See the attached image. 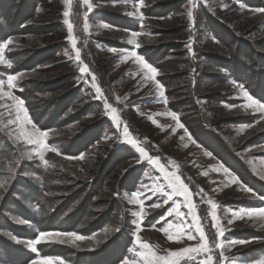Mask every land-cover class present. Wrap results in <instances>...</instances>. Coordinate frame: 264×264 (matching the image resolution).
Returning a JSON list of instances; mask_svg holds the SVG:
<instances>
[{
  "label": "rangeland",
  "instance_id": "obj_1",
  "mask_svg": "<svg viewBox=\"0 0 264 264\" xmlns=\"http://www.w3.org/2000/svg\"><path fill=\"white\" fill-rule=\"evenodd\" d=\"M0 7V46L10 62L0 63V142L7 146L0 264H109L121 235L129 247L118 264H143L144 244L166 255L203 243L193 214L210 251L181 264L209 256L212 264H264V111L244 95L264 104V88L229 78L227 68L246 67L263 84L264 0H0ZM21 21L26 27L17 33L13 25ZM140 48L161 54L160 70ZM145 65L157 70L154 77ZM9 77H16L14 87ZM8 93L27 109L31 123L24 127L48 133L43 159L36 145L16 138L20 121H12L23 113ZM148 157L180 177L187 197L173 194ZM28 183L45 189L40 203L20 195ZM25 210L61 212V219L81 223L68 232L45 223L38 230ZM40 233L83 239L59 235L33 244ZM39 248L53 254L42 256Z\"/></svg>",
  "mask_w": 264,
  "mask_h": 264
},
{
  "label": "snow or ice",
  "instance_id": "obj_2",
  "mask_svg": "<svg viewBox=\"0 0 264 264\" xmlns=\"http://www.w3.org/2000/svg\"><path fill=\"white\" fill-rule=\"evenodd\" d=\"M85 3H87V0H85ZM89 7H91V5H89ZM262 12H264V10H260ZM65 16H68L69 13L66 11L64 13ZM69 30L72 29V24L69 23L68 24ZM105 27H107L105 25ZM136 34L134 33L133 36H135ZM71 39V37H70ZM73 46L75 47V40H73ZM4 47H6V45H2L0 46V63H10L5 61L4 57H3V49ZM133 55H135V53H133ZM77 59H79V54L77 53ZM137 60L141 61L143 63V60L141 57H137ZM145 67H147L153 77L156 75V69L151 67L150 65H145ZM82 72L87 71V66L85 65L83 68H81ZM16 79V77H9L8 78V86L9 87H14L15 85L13 84V81ZM93 79H95V77H93ZM3 85L2 83H0V88H2ZM159 88H161V92L160 95L163 96V90H162V85H158ZM242 87V86H241ZM97 91H100L99 88H97ZM11 99L14 100L15 102V106L17 108L18 113H23V118H21V116L18 114L16 117L15 121H12V123H16L17 121H20L19 124V135L16 137L17 139H20L21 137L28 143V144H32V145H36V155L40 156L41 159H43V151L42 149H46L47 145L45 144V137H47L48 133L47 132H42L39 129H36L35 126L33 125L32 130L29 131L27 130L24 125L25 124H30L31 120L28 117L27 114V109H25L23 107V101L22 100H18L17 98H15L14 96L11 95V93L7 94ZM245 96L248 97V100L250 101L249 106H253L255 105L257 107V110L259 111H264V104H259L256 100H254L251 96H248L247 92L244 93ZM166 102V101H165ZM113 111H115V109H113ZM172 117L174 119H176V114L175 113H171ZM115 119V117H113ZM155 122V121H154ZM124 133L126 136H128V130L127 127H125L124 129ZM130 144L135 145L136 141L129 139L128 141ZM53 151H55V149H52ZM141 153H144L143 149H140ZM31 158V157H29ZM149 162L157 164L160 167V170L162 172H165V179L168 180L169 182V187L172 188L173 190V194L175 193H179L180 195H183L185 197H187L188 195V187L187 185L183 184V182L180 180L179 176H175V174L173 173H168L165 171L164 166L163 165H159V161L158 158L157 159H153L151 157H148ZM46 164L48 163L46 160L44 161ZM225 171H227V169H225ZM262 179H264V176L261 177ZM235 181V177L233 178ZM246 191H250L249 189H246ZM137 194H134V197ZM169 199H171V196L168 197ZM139 203L142 204V201H138ZM209 203H211L212 209H216L217 205L214 202L209 201ZM158 206V205H156ZM189 207L190 209L193 207V205L191 204V201H189ZM243 211V210H241ZM179 215H183V213H179ZM213 220L216 219V213L215 211H213L211 213ZM239 213H234V216H239ZM261 215H264V212L261 213ZM193 220L195 221V226H196V231L199 232L200 236V240L204 241L203 243H200L198 245H196L195 247H186V248H182L176 251H172V250H168L166 255H158L156 252L152 251L151 247L147 244H144L143 247L147 250L144 253H141V255L143 256V264H181V260L187 258L188 260H195L196 256L190 255L191 253H196L197 255L202 253V252H208L210 251V249L208 248V244H207V239L204 233L203 228L201 227L200 223H199V219L198 217H196L193 214ZM172 225L169 224V228H171ZM191 225H189V239H194L195 237L191 235ZM177 230L180 233H183V228L180 227L179 225H177ZM164 231H167V229H164ZM219 235L223 236V231H219L218 233ZM59 235H66V236H73L76 239H83L82 237H76L75 233H68V234H59V233H40V240H37L35 242H33V244L35 243H39L41 240H46V238L49 237H54V236H59ZM171 238V237H169ZM137 239L139 240L140 237H137ZM48 242H63V241H56V240H49ZM244 243V242H241ZM56 260H59V258H55ZM33 264H53V258H43L39 261H34ZM62 264V262H61ZM125 264H127V262H125ZM201 264H212V257L209 256L207 259L203 260L201 262Z\"/></svg>",
  "mask_w": 264,
  "mask_h": 264
},
{
  "label": "trees",
  "instance_id": "obj_3",
  "mask_svg": "<svg viewBox=\"0 0 264 264\" xmlns=\"http://www.w3.org/2000/svg\"><path fill=\"white\" fill-rule=\"evenodd\" d=\"M15 2V0H14ZM176 7V6H174ZM1 8V7H0ZM15 7H14V4L12 3L10 5V7L7 9L8 11L6 12V16L9 14L10 11L14 10ZM173 8H166L164 10L165 13H167V11L169 10V12L172 11ZM158 10L156 9H153L152 10V15L154 13H157ZM24 21H21V22H18L16 24L13 25L15 31H17V33H20L26 26H24ZM14 33V32H13ZM0 36H3L2 34ZM3 37H6V36H3ZM140 54L143 55L148 62H150V64L152 65H155L157 67L158 70H160V66L158 64V60H161L162 59V56L161 54L159 53L158 55H151L150 54V51L148 49H145V48H140ZM244 56H247L245 54H243ZM242 55V56H243ZM250 58V57H248ZM245 61H247V59H244ZM249 62V60H248ZM245 66V65H243ZM240 67V66H239ZM239 67H236V69H234L233 67L230 68V67H227L228 68V72L231 71L233 74H231V76L229 78H233L237 80L240 79L242 80L243 82H247L245 79L249 80L251 83L254 82V84L257 85V87L259 86V89H263L264 88V81H263V84L261 82H258L256 79H255V76L253 74L250 73L249 69L247 70H243L244 68L246 67H243V68H239ZM253 73V72H252ZM238 74V75H237ZM245 78V79H244ZM170 79V77H169ZM159 80L161 81V83H165L163 81V79H161V77L159 76ZM165 81L167 82V79L165 78ZM238 81V80H237ZM256 81V82H255ZM255 85V86H256ZM261 85V86H260ZM257 97V96H256ZM6 143L4 141H1L0 142V162L2 161V159L4 158L5 156V153L4 151L7 150L6 149ZM10 154V153H9ZM6 158V157H5ZM9 158V156H8ZM21 196L22 197H27L29 196L30 198H32V200L35 202V203H40L42 200V197H44V193H45V189H41L39 186H37L36 184H27L25 186H23L22 190H21ZM26 193V195L24 194ZM15 205H17V203H13ZM19 212V211H18ZM61 213V212H60ZM58 213L57 215L55 213H49L47 215L43 214V212L41 211V213L39 215L35 214V213H28L26 210H25V213L23 214V217L25 219H28V221H30L32 224H34L38 230H45L43 229V223L45 224H48L51 228V230H59V231H74L79 225H80V221L78 219H75L74 216H66L65 219H61L62 215ZM83 214V213H82ZM81 214V215H82ZM19 215L21 216V213L19 212ZM56 215V216H55ZM61 215V216H60ZM55 216V217H54ZM55 219V220H52V219ZM82 218V217H81ZM75 219V220H74ZM3 227H5L7 230H10L12 229L14 231V227L11 226L9 224V221H5L3 223ZM13 227V228H11ZM92 229V228H90ZM89 228L86 229V231L89 232L90 230ZM49 230V229H48ZM91 231V230H90ZM121 248H119L116 253H117V256L116 257H113L109 260L113 261L109 264H118L119 262H121L122 260H124V258L126 257L127 255V251H128V247H129V241H128V238L127 236L125 235H121ZM1 244V243H0ZM43 247H46L45 245ZM1 249H4V248H0ZM1 252H3L1 250ZM51 250H46V248H39V253L42 255V256H46V255H51L53 253H50ZM89 260H86V262H75V264H87ZM110 262V261H109ZM90 263V262H89ZM88 263V264H89Z\"/></svg>",
  "mask_w": 264,
  "mask_h": 264
}]
</instances>
